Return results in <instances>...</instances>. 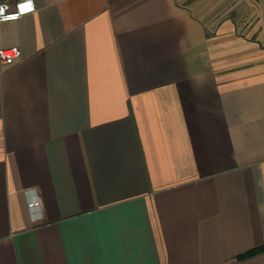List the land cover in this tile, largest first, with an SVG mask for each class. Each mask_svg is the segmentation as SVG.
Returning <instances> with one entry per match:
<instances>
[{"label":"crops","instance_id":"obj_1","mask_svg":"<svg viewBox=\"0 0 264 264\" xmlns=\"http://www.w3.org/2000/svg\"><path fill=\"white\" fill-rule=\"evenodd\" d=\"M34 1L0 21V264H264L238 258L264 245V0Z\"/></svg>","mask_w":264,"mask_h":264},{"label":"built area","instance_id":"obj_2","mask_svg":"<svg viewBox=\"0 0 264 264\" xmlns=\"http://www.w3.org/2000/svg\"><path fill=\"white\" fill-rule=\"evenodd\" d=\"M36 10L34 0H0V21L17 20L24 15ZM22 56L20 46L14 45L10 47L0 48V61L4 64H10ZM30 206H42L41 198L32 200Z\"/></svg>","mask_w":264,"mask_h":264},{"label":"trees","instance_id":"obj_3","mask_svg":"<svg viewBox=\"0 0 264 264\" xmlns=\"http://www.w3.org/2000/svg\"><path fill=\"white\" fill-rule=\"evenodd\" d=\"M264 251V245L262 246H258V247H254V248H251L241 254L238 255V258L239 259H245V258H249V257H252L260 252H263Z\"/></svg>","mask_w":264,"mask_h":264}]
</instances>
